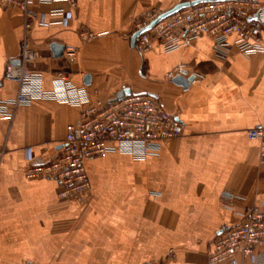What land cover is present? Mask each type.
Wrapping results in <instances>:
<instances>
[{
    "label": "crops",
    "instance_id": "obj_1",
    "mask_svg": "<svg viewBox=\"0 0 264 264\" xmlns=\"http://www.w3.org/2000/svg\"><path fill=\"white\" fill-rule=\"evenodd\" d=\"M2 1L0 106L17 95L5 71L20 65L24 32L20 9ZM190 1L78 0L67 27L33 23L37 59L27 68L42 75L45 92L53 93L63 76L84 88L93 106L125 90L147 94L184 127L144 161L120 153L88 161L92 189L68 201L56 181L28 179L25 172L61 154L82 110L38 100L16 109L12 120L0 114V264H208L225 229L253 209L264 213V149L247 136L264 125V51L219 53L208 36L172 52L156 40L143 55L131 46L143 14ZM33 8L48 21L51 10L69 6ZM55 43L64 47L61 57ZM68 47L77 50L74 59L65 56ZM179 75L193 77L187 89L173 82ZM259 255L264 264V245ZM237 263L251 261L238 256Z\"/></svg>",
    "mask_w": 264,
    "mask_h": 264
},
{
    "label": "built area",
    "instance_id": "obj_2",
    "mask_svg": "<svg viewBox=\"0 0 264 264\" xmlns=\"http://www.w3.org/2000/svg\"><path fill=\"white\" fill-rule=\"evenodd\" d=\"M56 2L66 3L69 9L51 10L49 16L54 19L48 21L33 8L37 3ZM2 3L20 9L24 32L20 65H8L5 71V79L17 84V95L11 102L1 104L0 114L12 120L16 109L38 100H58L82 110L79 122L68 130L61 154L47 164L29 167L25 172L28 179L56 181L60 198L75 201L92 189L86 171L88 161L113 153L144 161L156 155L167 142L181 136L183 124L150 95L131 93L121 100L113 99L105 105L93 106L87 91L63 76L54 80L53 93L43 90L42 75L27 68L37 59L31 46L33 23L67 27L75 15L78 0H3ZM161 14L157 11L143 14L135 22V32L149 27ZM203 36L213 40L219 53H226L232 47L243 55L264 51V0L207 2L190 6L142 33L135 49L143 55L156 40L164 51L172 52L190 46ZM93 38L95 35L86 34L87 40ZM76 55L75 48L68 47L65 51L69 59ZM180 71L178 68L167 77L172 78ZM247 136L260 141L264 149V125L252 127ZM263 245L264 213L253 209L246 213L241 224L225 229L215 239L208 264H238V256L249 259L251 264H259L262 260L259 250Z\"/></svg>",
    "mask_w": 264,
    "mask_h": 264
},
{
    "label": "water",
    "instance_id": "obj_3",
    "mask_svg": "<svg viewBox=\"0 0 264 264\" xmlns=\"http://www.w3.org/2000/svg\"><path fill=\"white\" fill-rule=\"evenodd\" d=\"M221 1H237V0H195V1H190V2H185V3H182V4H179L177 5L176 7H174L172 10L170 11H167L165 13H162L158 19L156 21H154L149 27L147 28H144L142 30H139L137 32H135L131 38V46L132 47H135V44H136V41H137V38L144 32L150 30L154 25H156L157 23H159L160 21L174 15L175 13L185 9V8H188L190 6H194V5H197V4H201V3H207V2H221ZM52 49H54V52H55V56L56 57H61L62 56V52L64 50V47L62 45H59L57 43H55L53 46H52ZM17 63L16 64H20L19 61H16ZM193 77L189 78V79H185L183 76L179 75L177 77H175L173 79V82L177 85H180L182 86L184 89H187L190 84L193 82ZM90 83V77H86V80H85V84L86 85H89ZM130 91L129 90H125L123 92H121L118 96H117V100H121L123 99L124 97L130 95Z\"/></svg>",
    "mask_w": 264,
    "mask_h": 264
}]
</instances>
